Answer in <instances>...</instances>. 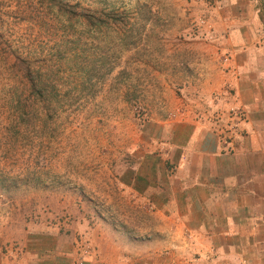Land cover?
Instances as JSON below:
<instances>
[{
	"label": "rangeland",
	"instance_id": "374dc122",
	"mask_svg": "<svg viewBox=\"0 0 264 264\" xmlns=\"http://www.w3.org/2000/svg\"><path fill=\"white\" fill-rule=\"evenodd\" d=\"M210 4L0 0L1 264L54 241L98 264V247L126 251L158 225L134 167L165 151L176 119L232 107L227 85L209 95L218 61L200 56L225 32Z\"/></svg>",
	"mask_w": 264,
	"mask_h": 264
},
{
	"label": "crops",
	"instance_id": "0c3cea01",
	"mask_svg": "<svg viewBox=\"0 0 264 264\" xmlns=\"http://www.w3.org/2000/svg\"><path fill=\"white\" fill-rule=\"evenodd\" d=\"M209 1V21L225 32L210 54L200 53L220 62L219 70L208 61L215 80L208 93L227 85L232 93L222 100L243 115L227 143L219 132L228 114L166 127L165 151L149 152L128 183L158 225L133 236L135 247L126 251L116 240L107 252L98 247V264H264V0ZM37 247L40 257L10 262L83 264L61 242Z\"/></svg>",
	"mask_w": 264,
	"mask_h": 264
},
{
	"label": "built area",
	"instance_id": "2783aa9c",
	"mask_svg": "<svg viewBox=\"0 0 264 264\" xmlns=\"http://www.w3.org/2000/svg\"><path fill=\"white\" fill-rule=\"evenodd\" d=\"M242 115H243V112L237 107L233 106L228 110L229 123L227 124L226 127H224V129L220 130L219 132V139L221 142L227 143L228 141H230V137L228 136V134L234 128L232 123L233 121L241 118Z\"/></svg>",
	"mask_w": 264,
	"mask_h": 264
}]
</instances>
